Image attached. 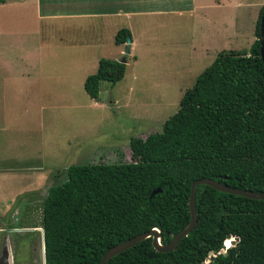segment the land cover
I'll use <instances>...</instances> for the list:
<instances>
[{
    "label": "trees",
    "instance_id": "trees-1",
    "mask_svg": "<svg viewBox=\"0 0 264 264\" xmlns=\"http://www.w3.org/2000/svg\"><path fill=\"white\" fill-rule=\"evenodd\" d=\"M3 0H0L2 2ZM248 51L221 50L185 89L159 132L131 137V161L73 164L41 202L44 264H99L104 251L159 229L164 244L189 220V186L206 177L264 192V65L257 40ZM129 32L119 29L114 43ZM125 63L100 58L83 80L96 99L99 82L120 80ZM159 188L160 192L149 194ZM196 223L177 247L156 251L147 237L105 264H264V198L250 199L199 184ZM237 237L226 245V237ZM223 242L228 246L223 254Z\"/></svg>",
    "mask_w": 264,
    "mask_h": 264
},
{
    "label": "rangeland",
    "instance_id": "rangeland-1",
    "mask_svg": "<svg viewBox=\"0 0 264 264\" xmlns=\"http://www.w3.org/2000/svg\"><path fill=\"white\" fill-rule=\"evenodd\" d=\"M235 1L219 0V7L204 9L205 18L198 15L192 27L184 17L159 20L166 22L161 40L156 41L160 49L127 62L115 83L100 81L96 99L87 96L78 78H72L65 91L61 87L56 92L16 91L15 62H0V153L16 156L18 168H40L37 171L46 174L33 193L36 200L28 214L23 213L24 198L16 201L14 208L21 209V216H33V223L40 224L46 190L65 179L69 165L131 161L129 139L159 132L163 121L177 110L183 91L217 52L248 51L264 0H239V7L233 5ZM160 31L150 29V35ZM12 48L8 43L0 54H16ZM33 169L29 172H36ZM20 239L29 238L22 233ZM5 257L2 264H42L39 234L25 247L9 246Z\"/></svg>",
    "mask_w": 264,
    "mask_h": 264
},
{
    "label": "crops",
    "instance_id": "crops-1",
    "mask_svg": "<svg viewBox=\"0 0 264 264\" xmlns=\"http://www.w3.org/2000/svg\"><path fill=\"white\" fill-rule=\"evenodd\" d=\"M215 1L213 4L207 0H3L0 48L5 49L9 43L17 52L0 54V62H15L17 70L12 84L16 91L56 92L60 90L58 87L65 91L72 78L83 84L84 78L96 70L98 59L119 60L124 55V44L114 43L117 30H128L130 43L125 64L134 63L160 49L156 41L161 40L166 22L159 20L184 17L192 27L198 15L205 18L204 9L219 7V0ZM233 5L239 7L241 2L236 0ZM155 28L161 30L159 35H150V29ZM8 144L12 147L11 140ZM16 158L0 153V163L5 166L0 168L2 254L9 252L11 245L19 247L22 233L41 237V222L37 225L33 216H21V209L16 210L14 205L24 198L23 213L28 214L35 199L33 193L46 174L37 171L40 168L16 167ZM32 169L36 172L30 173ZM8 259L11 260L9 256ZM0 260L2 264L6 257Z\"/></svg>",
    "mask_w": 264,
    "mask_h": 264
},
{
    "label": "water",
    "instance_id": "water-1",
    "mask_svg": "<svg viewBox=\"0 0 264 264\" xmlns=\"http://www.w3.org/2000/svg\"><path fill=\"white\" fill-rule=\"evenodd\" d=\"M257 40L260 44V47H259L260 59L264 65V10L261 12L260 17H259V30H258ZM129 43H130V38L126 37L125 43H124V55L118 60L121 63L126 62L125 54L128 53ZM199 184L210 186L211 188L219 192L243 196V197L250 198V199H263L264 198V192H254V191H250L246 189H239V188L231 187L225 183L219 182L217 180H213L211 178H206V177L195 179L191 182L189 186V195H188V203H187L188 212H189L188 223L182 229L176 232L169 239L168 242L164 244L160 243L159 241L160 231L159 229L153 228L147 232L138 233L122 242L112 245L106 251L103 252V254L100 257L99 264H105L106 261L110 257L133 246L134 244L138 243L139 241L147 237L151 238V245L156 251L167 252V251L175 249L177 247L178 241L181 238H183L194 227L196 223L194 190H195V187ZM156 192H160V189L156 188L152 190L149 194V197H151ZM226 239L228 240L229 245H233L237 241V237L235 236L233 237L229 236V237H226ZM40 241H41L42 264H44L42 230H41ZM222 252L223 254H226L224 250ZM205 263L206 262L203 261L200 264H205Z\"/></svg>",
    "mask_w": 264,
    "mask_h": 264
},
{
    "label": "flooded vegetation",
    "instance_id": "flooded-vegetation-1",
    "mask_svg": "<svg viewBox=\"0 0 264 264\" xmlns=\"http://www.w3.org/2000/svg\"><path fill=\"white\" fill-rule=\"evenodd\" d=\"M28 238H29V239H27V241H23V242H21V244L19 245V247H20L22 244H24V247L27 246V245L31 242V240L33 239L32 236H28ZM19 247H17V249H18ZM3 254H4V257H5L6 253H3ZM2 256H3V255H2Z\"/></svg>",
    "mask_w": 264,
    "mask_h": 264
},
{
    "label": "built area",
    "instance_id": "built-area-1",
    "mask_svg": "<svg viewBox=\"0 0 264 264\" xmlns=\"http://www.w3.org/2000/svg\"><path fill=\"white\" fill-rule=\"evenodd\" d=\"M228 246H226L223 242V247L221 248V250H225Z\"/></svg>",
    "mask_w": 264,
    "mask_h": 264
},
{
    "label": "bare ground",
    "instance_id": "bare-ground-1",
    "mask_svg": "<svg viewBox=\"0 0 264 264\" xmlns=\"http://www.w3.org/2000/svg\"><path fill=\"white\" fill-rule=\"evenodd\" d=\"M229 243H228V240H227V243H226V245H228Z\"/></svg>",
    "mask_w": 264,
    "mask_h": 264
}]
</instances>
